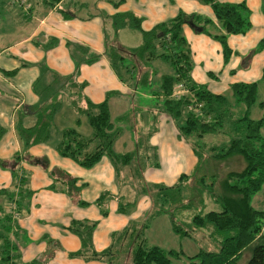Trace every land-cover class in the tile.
<instances>
[{
    "label": "rangeland",
    "instance_id": "1",
    "mask_svg": "<svg viewBox=\"0 0 264 264\" xmlns=\"http://www.w3.org/2000/svg\"><path fill=\"white\" fill-rule=\"evenodd\" d=\"M110 1L115 2L114 0ZM197 1L201 2V0ZM259 1L260 15L264 17L263 0ZM2 2L6 9L4 10L8 13L0 17V48L5 45H13L30 33V19L24 17L22 14L26 8H29L27 2L20 0V3L23 4L21 8L23 11L19 8L20 3L18 0H2ZM91 2L92 0H71V3L77 5L79 9H83L84 5H89V7L84 9L86 16L93 11L94 6L91 5ZM71 11H73L72 8ZM100 12L102 16L105 15L103 11ZM187 25L190 26V24ZM112 29L113 34L108 32L106 35V41L110 42V44L117 43L119 45L121 44V46L128 44L136 47L142 44L140 34L136 30L130 29L129 26L117 29L112 26ZM183 34L186 38L185 33ZM263 39L264 37L258 39L247 50L239 52V60L234 66L235 72L251 69L255 55L263 51L264 43H261ZM13 50L14 48L10 51ZM70 56H75L72 61L74 64L76 61L78 62L79 66L76 68L78 72L67 75L59 74L57 75L59 77L50 73L44 75L43 79L49 82L52 81V83L50 82V87L45 90L46 96L44 95L42 97L40 104L35 106V108H30L29 111L27 110V105H24L15 112V138H18L17 146L19 150H14V156L10 160H5L0 156V253L6 254L7 247L4 245V240L9 241L11 237H14L19 230V218L21 216H23L22 219L26 218V214L28 213L27 209L35 202L36 205L41 204L39 205L38 213L35 215L31 213L30 216L35 224L29 226L28 223L27 226H23L26 228L20 227L18 240L21 241L20 246L23 245L27 241L25 236H29L27 228H38L36 234L33 230L32 233L38 237L37 243L43 244L46 248L45 254L41 255L42 258H38L41 264H51L59 260L62 256L61 253L65 251L62 238H80V232L84 230L82 225L74 223L76 219H70L69 225L65 230L63 226L65 220L63 221L62 219L67 218V215L64 211L42 204V202L48 199L49 191L52 194H64L66 197L75 199L79 204L81 202V186L69 183V187L65 188L59 185L57 177H53L49 169L51 166L49 155L46 153V155L40 157L30 152L31 148L37 145H40L41 148H46L48 151L55 149L61 139V131L64 128L76 127L75 120L78 118V115L73 113V107L80 105L79 102L88 96L85 93L86 88L84 86H75L72 83H77L75 82L76 75L83 65H93V63L99 60L101 55L96 57L97 59L95 61L87 63L85 59L89 57L88 53L81 54L79 49L74 46L71 47ZM262 56L264 59V55ZM103 58L104 55H102L101 65L105 67ZM147 62L149 63L146 66L151 69L149 72L151 77L149 87L152 91H156L158 90L161 74L170 73L171 66L158 58L147 60ZM216 62V57L213 56V63L217 65ZM263 66L264 60L261 69ZM139 69L140 77H142L146 71V67L140 63ZM239 78L242 77L239 76ZM133 80L136 81V79ZM71 81L74 82L71 83ZM251 81L257 83V93L255 102L248 109L243 102L236 100L229 88L221 92V94H224L227 98V104L232 118L242 117L247 112L249 118H263L264 122V82L260 74L259 76H252ZM67 82L69 83L67 84ZM116 90H119V88H116ZM107 92L105 93V97ZM115 92L112 89V94L108 98L111 120L113 121L114 128L119 129V132L113 138L112 149L119 154L131 152L132 159L128 164L124 162L112 163L109 160L111 162L109 163L110 171L103 169L99 173L94 169L91 172L90 176L95 183L100 184V188L93 191V187L89 185L87 187L88 191H93L90 195L93 196L95 192V198H98L106 189L109 191L105 195L103 205L98 206L97 204H92V207L97 209L99 215H101V208L107 210L109 218H107V222H99L100 224L98 225L96 224L97 220H93L92 222H95V225L92 230H95V228L102 229L106 224H113L110 238L113 251L112 255L115 254V251L119 255V258L116 256V264L130 263L128 255L129 248H131L139 237H144L149 244H156L164 249L172 248L182 250L184 254H181L178 258H172L171 264H188L189 255L195 254L200 248L208 250L213 247V243L208 236L209 230H205L203 233L202 230L197 231L193 235L191 234L192 237L181 236L173 232L170 226V213L173 206L166 201L164 195L165 190H160L155 185H168L173 177L177 178L182 172L188 171L189 161L192 156L191 151L196 150L201 156L197 157L194 155L198 159L199 174L204 173L210 175L211 173H217L218 176L216 178L218 180L214 182V190L218 192L220 179L228 171L241 170L244 166L243 159L241 156L236 155L220 161L211 160L210 158L212 157L210 154L213 147L216 146L220 149L228 143L229 136L227 134L221 132L214 135H204L202 138L196 135H181L179 130L174 127L175 125L171 117L165 113L163 103L155 104L152 106L154 108L148 110L138 104V99L134 93H129L125 97H122L118 95L114 96ZM113 96L115 100H113ZM11 98L13 100H19L14 97ZM52 106H55V113L52 114L49 127L45 129L48 137L36 140L34 137L29 138L23 135L25 133L22 134V137L20 129L33 126L38 121L39 114L46 115L52 111ZM44 107L49 108L45 109ZM80 118L81 124L77 128L78 131L84 136L90 135L91 128L86 121V116L83 115ZM31 119L33 122L25 124V122L31 121ZM224 127H227V125L225 124ZM260 134L264 137V124L260 128ZM4 137L5 139L10 138L11 135L6 134ZM106 158L108 157L105 156L102 161L106 160ZM206 160L212 162L211 166L210 163L208 164V161L206 163ZM28 166L31 167L29 168ZM77 168V176L79 177L84 175L83 172L87 174L93 169V167L82 168L79 166ZM32 169H40L44 173L47 172L49 174L51 182L48 186L43 187L41 191L36 192L29 185ZM197 176L190 180L188 188L183 192V195L193 192L191 196L194 197L195 201L196 196H200L198 189H196L199 178ZM262 188L256 194L259 195V201L264 203V185ZM205 199L207 200L206 210L215 208L208 197H205ZM187 200L188 198H185L179 204L187 202ZM67 213L73 212L67 210ZM192 213L193 211L191 210H185L181 218L177 215L176 211L173 212V215L183 221H188ZM120 218H125L124 225L121 229H118L115 226ZM82 220L85 222L87 219ZM92 222L86 223L90 224ZM9 227H11L10 230H8ZM91 242L92 248H89L84 253L86 255H89L92 250H95L93 241L91 240ZM32 243L34 244L35 242L32 240ZM52 244L58 248L49 251ZM249 256L250 251L246 250L238 264H246ZM78 257L85 261H90L85 256ZM12 260L14 258L11 256L8 259L5 257V259H0V264H12ZM119 260L120 262H117ZM17 262L18 264H22L19 259Z\"/></svg>",
    "mask_w": 264,
    "mask_h": 264
},
{
    "label": "trees",
    "instance_id": "2",
    "mask_svg": "<svg viewBox=\"0 0 264 264\" xmlns=\"http://www.w3.org/2000/svg\"><path fill=\"white\" fill-rule=\"evenodd\" d=\"M18 1L20 3V0ZM46 1L52 7L61 0ZM123 1L118 0L111 3L118 6ZM201 2L210 5L214 19L195 13L187 14L180 10L174 17L145 30L141 27V17L131 12L104 15L105 18L111 19L115 29L129 26L142 35V44L130 49L106 41L104 55L121 80L128 77H131L132 80L135 79L133 75L139 69V64L142 63L145 66L149 63L147 60L158 58L169 64L171 72L161 74L158 90L154 94L163 99L164 111L171 117L180 134L184 136L196 135L202 138L204 135L222 132L229 136L228 143L220 149L216 146L213 147L210 159L220 161L236 155L243 159L244 166L241 170L228 171L220 179L218 192L214 190V182L218 180L216 178L218 174H199L198 162L189 175L182 173L171 186L155 185L158 189L165 190L166 201L173 206L170 213V226L173 232L181 236L192 237L193 233L197 231L202 230L203 233V231L209 230L208 236L213 247L208 250L200 248L195 254L189 255L188 264H238L246 250L250 251L246 264H264V210L256 209L251 204L252 196L262 188L264 183V137L260 134V128L264 124L263 118L251 119L247 112L242 117L232 118L224 94L213 93L204 85L197 84L193 80L191 77L193 67L191 50L183 34V25L185 24L191 22L194 27H200V30L193 29L221 44L223 60L226 63L232 54L227 38L231 34H245L250 29V9L244 1L234 3L201 0ZM1 3L3 4L2 1ZM1 3L0 7H4ZM22 6L23 4L20 3L19 7L22 8ZM61 11L63 17H73L67 12L68 10L61 9ZM261 43H264V39ZM67 44L77 47L81 54L88 53L89 57L85 59L87 63H91L97 59L96 57H99V54L90 52L83 45L70 42ZM127 56L137 57V61L129 59ZM72 58L74 59L75 56ZM77 66L79 65L76 61L73 74L78 72ZM147 69L140 77V81L150 85L149 72L151 69ZM46 73L59 75L43 66V70L33 85L34 91L43 96L45 90L52 83V81L50 83L43 79ZM210 75L215 77L212 73ZM261 77L264 82V67ZM72 84L82 87L85 82ZM229 89L236 100L243 102L247 109L255 102L256 82H234L229 86ZM176 91L181 92L178 97L175 96ZM110 94L111 91L107 92L105 99L100 102H93L85 97V107H75L78 115L75 120L76 127L64 128L61 131V139L56 145L59 155L73 160L84 168H91L103 156H107L112 163L124 162L128 164L131 161V152L119 154L112 149L113 138L119 129L114 128L111 120L108 103ZM52 107V111L46 115L39 114V119L33 126L21 128L20 134L25 133L23 135L29 138L34 137L36 140L48 137L45 129L49 127V121L52 114L55 113V106ZM83 115L86 116V121L91 128V134L87 136L77 130L81 123L80 117ZM225 124L227 127H224ZM2 132L3 129L0 127V136ZM194 153L197 157L200 156L196 150ZM207 161L211 166L212 162L206 160V163ZM196 175L199 177L196 189L200 196H196L195 201L191 196L193 192L186 195H183V192ZM105 195L102 193L95 203L99 206L103 205ZM204 195L217 204L218 209L206 210ZM185 198H188L187 202L179 204ZM79 203L81 205L88 204L83 201ZM185 210L193 211L188 221H183L173 215V212L176 211L181 218L180 213ZM107 213V210L101 208L102 216H106ZM74 223L82 225L84 230L80 232L81 249L71 253L72 256H85L88 260L108 261V264H116V256L119 258V255L116 251L112 255L111 245L101 251L92 250L89 255L84 254L89 248H92V229L95 222L87 224L84 221L74 220ZM10 229L11 227L8 228V230ZM4 245L7 247L6 240H4ZM181 254H184L182 250L164 249L159 245L149 244L144 237H139L128 252L129 264H171L172 258H178ZM5 257L8 259V253L1 254L0 259H5ZM25 264L41 263L35 259Z\"/></svg>",
    "mask_w": 264,
    "mask_h": 264
},
{
    "label": "crops",
    "instance_id": "3",
    "mask_svg": "<svg viewBox=\"0 0 264 264\" xmlns=\"http://www.w3.org/2000/svg\"><path fill=\"white\" fill-rule=\"evenodd\" d=\"M1 1L2 0H0V3ZM23 1H26L29 6V8L25 10L26 12L24 11L22 14L24 17L30 19V33L13 45H5L0 48V127L3 129L0 136V156L5 160H10V158L14 156V150H19L17 146L18 138H15V112L24 105H27L28 111L30 108H35V106L40 104L43 97V95L37 94L33 89L36 78L43 70V66H46L49 70L57 72L58 74L67 75L74 73L75 64L72 61V56H70L71 46L67 44L68 42L83 45L87 47L90 52L101 55L97 61L98 63L95 62L93 65H83L75 79V82L78 84L85 82V93L93 102H100L104 99L107 91H111L112 94V89H114L116 91L114 96L118 95L125 97L129 93H134L138 99V104L142 106V108L148 110L154 108L152 106L155 104L163 103V99L154 94L155 91L150 89V85L140 81V69L133 75L136 81H130V77L121 80L114 72L108 58L104 55L106 35L108 32L113 34L111 19L102 16L100 11H103L104 14L108 16L116 12H131L141 17V27L145 30H149L155 24L174 17L180 10L187 14L195 13L214 19L210 5L197 0H124L118 6H114L110 0H92L91 5L94 6V8L87 16L84 14V9L89 7V5H84L83 9H79L77 5L71 3V0H61L52 7L48 5L46 0ZM114 1L116 2L118 0ZM219 1L234 3L244 1L251 12L250 29L245 34H231L227 38V43L232 50V54L226 63H224L222 47L218 41L210 38L204 33L196 32L187 24L183 25V33L186 35L193 62L191 77L197 84L204 85L213 93H221L227 90L234 82H252V76L262 75L261 66L264 60L262 56L264 55V53H262L264 51L263 48V51L255 55L251 69L235 72L234 66L239 60V52L247 50L250 46L254 45L258 39L264 37V17L260 15V1ZM19 8L21 9V7ZM71 8L73 11H71ZM4 9V7H0V17L8 13L5 11L6 9ZM61 9L68 10L67 12L72 14L73 17H63ZM137 32L142 37L141 33L139 31ZM119 46H121V44ZM122 46L128 49L136 47L128 44ZM12 48H14V50L10 51ZM102 55H104L103 61L105 67L101 65ZM213 56L216 57L217 65L213 63ZM127 57L137 61V57ZM145 67L146 70H148L146 65ZM210 73L215 77L211 76ZM239 76L242 78L238 79ZM72 82L74 81H71V83ZM68 83L69 82H67V84ZM116 88H119V90H116ZM114 96L113 100H115ZM11 97L19 100H13ZM79 104L78 106L85 107V100H81ZM73 113L75 115L77 114L75 107H73ZM31 122H33L32 119L29 122H25V124ZM174 127H176V125ZM6 134H10L11 137L5 139L4 136ZM30 152L40 157L46 155V153L49 155L51 162L49 169L52 176L57 177L59 185L65 188L69 187V183L81 186V201L87 202V205L81 206L75 199L66 197L61 193L52 194L50 191L48 199L42 202V204L49 207L62 209L64 211L67 215V218L62 219L63 221L65 220L63 223L65 230L69 225L70 219H76L75 221H84L82 219H87L85 222L97 220V225L100 224L99 222H107L106 220L109 218L108 215L103 217L99 215L95 207H92V204H96L95 201L97 198H95V192L93 196L90 194L95 191V189H99L100 184L95 183L90 174L94 169L99 173L103 169L110 171L109 163L111 162L108 158L102 161L105 157L103 156L99 162L92 166L93 169L90 170L89 173L86 174V172H83L84 175L79 177L77 176V167L82 166L67 157L59 155L56 148L48 151L46 148H41L40 145H37L36 147H32ZM191 155V160L188 165L189 170L182 172L184 174L189 175L198 162V159L194 156L196 155L194 151H191ZM28 167L30 168L31 166ZM31 172L32 176L29 185L36 192L41 191L43 187L50 184L51 179L47 172L44 173L40 169H32ZM179 176H177V178L173 177L166 186H171L176 182ZM89 185L93 187L92 192H89L87 189ZM102 193L108 194L109 191L106 189V191ZM256 193L251 198V204L256 209L264 210V203L259 201V195ZM205 197L208 196L204 195V201L206 203L207 200ZM208 199L212 202L209 197ZM212 204L215 208L210 209H217L218 205L214 202H212ZM39 205L41 204L36 205L35 202L30 205L27 209V217L22 219L23 216H21L19 218V230L14 237H11V239L7 241L8 248L6 249V253H8L9 257L11 256L14 258L12 264H18V259L22 264L31 262L35 259L39 260L38 258L45 254L46 248L43 244L37 243L38 237L32 233V230L35 234L37 233V227L27 228L29 236H25L27 241L24 242L23 245L20 246L21 241L18 240L20 227L26 228L23 226H27L28 223L29 226L35 224L30 216L31 213L34 215L38 213L40 208ZM67 210L73 213H67ZM183 213L184 211L180 214L182 215ZM124 219L125 218H120L115 227L121 229L124 225ZM96 229L97 228L93 230L91 239L95 250L101 251L111 245L110 234L113 230V224H106L104 228ZM32 240L35 242L34 244ZM62 242L65 245V251L61 253L62 256L59 260L51 264H107V262L104 261H85L78 256H72L71 253L81 249L80 238L63 237ZM57 248V246L52 244L49 251Z\"/></svg>",
    "mask_w": 264,
    "mask_h": 264
},
{
    "label": "water",
    "instance_id": "4",
    "mask_svg": "<svg viewBox=\"0 0 264 264\" xmlns=\"http://www.w3.org/2000/svg\"><path fill=\"white\" fill-rule=\"evenodd\" d=\"M189 24H190L191 27H193V28H195L197 30H200L201 29L200 27H194L193 23H191V22Z\"/></svg>",
    "mask_w": 264,
    "mask_h": 264
},
{
    "label": "built area",
    "instance_id": "5",
    "mask_svg": "<svg viewBox=\"0 0 264 264\" xmlns=\"http://www.w3.org/2000/svg\"><path fill=\"white\" fill-rule=\"evenodd\" d=\"M181 94V92L180 91H176V93H175V96H177L178 97V95H180Z\"/></svg>",
    "mask_w": 264,
    "mask_h": 264
}]
</instances>
